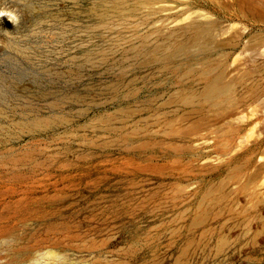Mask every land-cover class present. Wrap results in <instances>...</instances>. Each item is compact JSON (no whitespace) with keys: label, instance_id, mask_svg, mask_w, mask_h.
I'll return each mask as SVG.
<instances>
[{"label":"rangeland","instance_id":"1","mask_svg":"<svg viewBox=\"0 0 264 264\" xmlns=\"http://www.w3.org/2000/svg\"><path fill=\"white\" fill-rule=\"evenodd\" d=\"M262 53L264 0H0V264H264Z\"/></svg>","mask_w":264,"mask_h":264},{"label":"bare ground","instance_id":"2","mask_svg":"<svg viewBox=\"0 0 264 264\" xmlns=\"http://www.w3.org/2000/svg\"><path fill=\"white\" fill-rule=\"evenodd\" d=\"M179 12V11H178ZM192 13H194V12H192ZM190 14V13H189ZM188 14V15H189ZM187 16V15H186ZM185 17V16H184ZM206 17H208V16H206ZM186 18V17H185ZM193 18V17H192ZM202 18V17H201ZM210 18V17H209ZM198 19V18H197ZM205 19V18H204ZM183 20V19H182ZM206 22V21H205ZM208 22V21H207ZM179 23H181V22H179ZM183 23V22H182ZM195 23V22H194ZM204 23V22H203ZM196 28V27H195ZM209 28V27H208ZM206 29V28H205ZM214 29V28H213ZM221 29H223V28H221ZM207 30V29H206ZM220 33H221V31H220ZM225 33H227V32H225ZM223 34V33H222ZM224 36V35H223ZM227 37V36H226ZM217 40H218V38H217ZM216 40V41H217ZM224 40H226V38H224ZM224 40H222V41H224ZM212 44H214L213 42H212ZM211 45V44H210ZM220 45V44H219ZM221 46V45H220ZM250 46H252V45H250ZM229 47V46H228ZM253 47V46H252ZM217 48H218V46H217ZM227 48V47H226ZM191 49V48H190ZM193 50H194V48H192ZM197 49V48H196ZM220 49V48H219ZM219 49H217V50H219ZM253 49V48H252ZM223 50V49H222ZM225 50V49H224ZM223 50V51H224ZM220 51V50H219ZM215 52V51H214ZM234 52V51H233ZM262 54H264V53H262ZM223 67V66H222ZM231 69V68H230ZM225 72V71H224ZM227 72V71H226ZM229 73H231L230 71H229ZM233 73V72H232ZM227 74V73H226ZM218 76V75H217ZM225 76H227V75H225ZM214 77V76H213ZM212 77V78H213ZM245 77H246V75H245ZM214 79V78H213ZM227 80V79H226ZM212 81V80H211ZM210 82H208V84H209ZM232 83V82H231ZM211 84V83H210ZM209 84V85H210ZM209 85H208V87H209ZM219 89V86L217 85V84H213V86H211V92L212 93H215L217 90ZM225 93V92H224ZM222 94V93H221ZM220 96V95H219ZM255 97V96H254ZM253 97V98H254ZM235 98V97H234ZM258 99V98H257ZM225 100V99H224ZM189 101V100H188ZM213 101V100H212ZM211 101V102H212ZM237 103V102H236ZM231 104V103H230ZM228 105V104H227ZM232 106V105H231ZM227 107V106H226ZM232 109V108H231ZM235 109V108H234ZM225 110V109H224ZM215 111H218V110H215ZM231 113V112H230ZM219 114V113H218ZM228 115V114H227ZM235 115V114H234ZM239 119V118H238ZM237 119V120H238ZM197 120V119H196ZM193 122V121H192ZM198 126V125H197ZM177 130H179V129H177ZM263 154V153H262ZM259 166V165H258ZM259 169H262V167L261 168H259ZM257 171V170H256ZM48 255H50V257H51V254H48ZM47 254L45 255V256H48ZM44 258V257H43ZM43 258L42 259H40V261L41 260H43ZM47 258V257H46ZM49 258V257H48ZM46 260H44V262H45ZM42 262V261H41ZM41 262L39 263V264H41ZM43 262V263H44ZM47 263V262H46ZM48 264V263H47Z\"/></svg>","mask_w":264,"mask_h":264}]
</instances>
